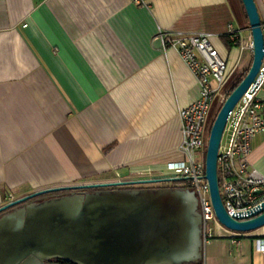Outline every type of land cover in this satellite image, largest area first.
Listing matches in <instances>:
<instances>
[{"label": "crops", "instance_id": "crops-1", "mask_svg": "<svg viewBox=\"0 0 264 264\" xmlns=\"http://www.w3.org/2000/svg\"><path fill=\"white\" fill-rule=\"evenodd\" d=\"M236 3L0 0V207L51 188L169 178L184 160L179 114L199 87L160 35L212 34L234 67L229 27L249 30ZM250 163L264 175L262 135ZM218 234L205 264H264V228L236 244Z\"/></svg>", "mask_w": 264, "mask_h": 264}, {"label": "water", "instance_id": "water-1", "mask_svg": "<svg viewBox=\"0 0 264 264\" xmlns=\"http://www.w3.org/2000/svg\"><path fill=\"white\" fill-rule=\"evenodd\" d=\"M241 2L253 41L252 64L214 118L205 180L219 223L231 232L246 234L264 228V205L249 215L230 217L218 181L219 151L228 120L251 85L257 84L264 60L262 19L256 1ZM183 181L162 178L82 184L16 199L0 207V264H49L51 260L201 264L205 246L196 194L168 186L148 188Z\"/></svg>", "mask_w": 264, "mask_h": 264}, {"label": "built area", "instance_id": "built-area-1", "mask_svg": "<svg viewBox=\"0 0 264 264\" xmlns=\"http://www.w3.org/2000/svg\"><path fill=\"white\" fill-rule=\"evenodd\" d=\"M146 5V0H134ZM264 36V22L262 21ZM228 34L233 47L240 50L234 67L230 66L213 45L212 34L208 33H161L165 49H175L183 63L191 71L199 87L198 99L183 108L181 120L184 160L168 166L169 178L185 179L182 189L196 194L198 211L202 218L204 246L219 236V231L233 236L239 234L222 226L216 218L205 180V154L209 132L212 126L211 114L217 101L227 98L229 84L240 64L242 54L250 50L253 41L245 43L240 32L229 27ZM258 135L264 136V60L257 78V84L241 98L232 112L221 142L218 158V181L225 209L230 217L249 215L264 205V175L250 163L252 141ZM259 248L264 252V241ZM201 264H205L204 261Z\"/></svg>", "mask_w": 264, "mask_h": 264}, {"label": "rangeland", "instance_id": "rangeland-1", "mask_svg": "<svg viewBox=\"0 0 264 264\" xmlns=\"http://www.w3.org/2000/svg\"><path fill=\"white\" fill-rule=\"evenodd\" d=\"M234 4H237L236 3V0H232ZM238 16L241 18H244V21H245V24L247 26H249L248 24V21H247V18L244 14V11L243 10H238ZM242 34L244 35L245 32H242ZM247 34V37L245 38L243 35H242V39L244 40L245 43L247 42H250L252 40V36H251V32L250 30H248V33ZM252 52L250 50L248 51H245L243 54H242V59L240 61V64L229 84V88H231L233 86V84L243 76V74H245L249 68H250V65H251V62H252ZM222 106V102L221 101H217L213 107V110H212V114H211V121L214 120L215 116L217 115V113L219 112L220 108ZM184 185V182H179V183H173V184H163V186H168V187H173V188H181L183 187Z\"/></svg>", "mask_w": 264, "mask_h": 264}, {"label": "trees", "instance_id": "trees-1", "mask_svg": "<svg viewBox=\"0 0 264 264\" xmlns=\"http://www.w3.org/2000/svg\"><path fill=\"white\" fill-rule=\"evenodd\" d=\"M239 2H240V4H241V6H242V9H243V11H244V14H245V16H246V18H247V15H246V13H245V10H244V7H243V5H242V2H241V0H239ZM248 19V18H247ZM230 46L232 45V44H229ZM251 64H252V62H251ZM251 66V65H250ZM247 73H248V71L245 73V74H243V76L241 77V78H239L234 84H233V86L231 87V88H228V93H227V97L234 91V89H236L237 88V86L242 82V80L244 79V77L247 75ZM223 104V103H222ZM215 105V104H214ZM213 121L214 120H212V124H213ZM205 157H206V154H205ZM63 264H72V263H68V262H64Z\"/></svg>", "mask_w": 264, "mask_h": 264}, {"label": "flooded vegetation", "instance_id": "flooded-vegetation-1", "mask_svg": "<svg viewBox=\"0 0 264 264\" xmlns=\"http://www.w3.org/2000/svg\"><path fill=\"white\" fill-rule=\"evenodd\" d=\"M158 187H166V186H150L148 188H158ZM58 195H60V194H57L55 196H58ZM49 197H51V196H49ZM46 198H48V196ZM48 263L49 264H63L64 262L63 261H60V260H51Z\"/></svg>", "mask_w": 264, "mask_h": 264}]
</instances>
